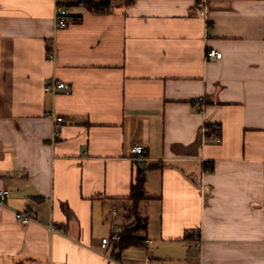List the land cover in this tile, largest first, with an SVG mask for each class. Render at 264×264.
<instances>
[{"label": "crops", "instance_id": "0c3cea01", "mask_svg": "<svg viewBox=\"0 0 264 264\" xmlns=\"http://www.w3.org/2000/svg\"><path fill=\"white\" fill-rule=\"evenodd\" d=\"M55 6L0 0V264H264V0ZM139 146L164 167L136 203ZM136 217L143 245L102 248Z\"/></svg>", "mask_w": 264, "mask_h": 264}, {"label": "built area", "instance_id": "2783aa9c", "mask_svg": "<svg viewBox=\"0 0 264 264\" xmlns=\"http://www.w3.org/2000/svg\"><path fill=\"white\" fill-rule=\"evenodd\" d=\"M55 1V27L56 29H62L67 27V23L65 21V10L64 8L60 5V0H54ZM198 10L200 12V16L202 18H206L207 14V7L205 3H199L198 4ZM52 58L54 57V54L51 56ZM222 55L221 53H218L214 50H207L206 52V59L207 60H219L221 59ZM44 91L46 94L56 96L58 94H64V95H70L72 93L71 86L67 83L64 82H58L56 80H51L44 88ZM53 121V140L58 136L59 131H60V126L64 123V119L59 116H53L52 117ZM213 131H220V126L214 125L212 126ZM207 128L204 127L202 133L206 135ZM217 143H220V139L216 138L213 139ZM145 147L139 146L134 149V155L136 162L140 163L142 166H145L146 164V158H145ZM8 192L7 191H2L0 193V206L6 207L5 205V200L8 197ZM13 214L15 219L22 225V226H27L31 223H36L37 221L34 219L32 214L28 211H17L13 210ZM50 230L52 233H58L62 234L61 231H58L56 229H53L50 227ZM122 230H118L117 233H115L110 239H104L102 240V248L105 249L110 243L117 245L120 242V234ZM191 234L194 237V242L196 243V246L198 247L199 250H201L202 245L204 243L202 234L199 230H194L191 232Z\"/></svg>", "mask_w": 264, "mask_h": 264}, {"label": "trees", "instance_id": "16d2710c", "mask_svg": "<svg viewBox=\"0 0 264 264\" xmlns=\"http://www.w3.org/2000/svg\"><path fill=\"white\" fill-rule=\"evenodd\" d=\"M118 1H122L125 4V0H60L59 3L63 8L82 7L91 13H107ZM206 128L205 136L208 140L219 138L218 131H213L212 126H206ZM163 167L161 164L137 167L135 183L131 191V199L134 202L138 203L144 200L146 173L151 170L162 169ZM206 171H211V169H206ZM136 218V221H132L128 226L124 227L120 234V242L116 245L119 253L144 244V237L141 236V233L144 234L147 229V220Z\"/></svg>", "mask_w": 264, "mask_h": 264}, {"label": "rangeland", "instance_id": "374dc122", "mask_svg": "<svg viewBox=\"0 0 264 264\" xmlns=\"http://www.w3.org/2000/svg\"><path fill=\"white\" fill-rule=\"evenodd\" d=\"M141 226V225H140Z\"/></svg>", "mask_w": 264, "mask_h": 264}]
</instances>
